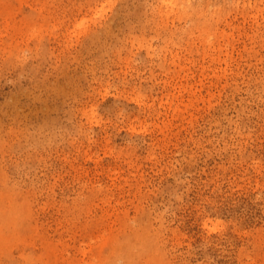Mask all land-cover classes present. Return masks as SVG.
<instances>
[{
  "label": "rangeland",
  "instance_id": "obj_1",
  "mask_svg": "<svg viewBox=\"0 0 264 264\" xmlns=\"http://www.w3.org/2000/svg\"><path fill=\"white\" fill-rule=\"evenodd\" d=\"M206 1L0 5V264H264V0Z\"/></svg>",
  "mask_w": 264,
  "mask_h": 264
},
{
  "label": "bare ground",
  "instance_id": "obj_2",
  "mask_svg": "<svg viewBox=\"0 0 264 264\" xmlns=\"http://www.w3.org/2000/svg\"><path fill=\"white\" fill-rule=\"evenodd\" d=\"M18 1H21V0H0V5H3L5 3V4H8L7 6H9V5L15 6L16 4H18V3H16ZM161 1L167 6V8H169L171 13L174 12L180 17L189 16L190 13L200 12L202 7L207 8V10H209V11L211 10V4L206 3L207 2L206 0H161ZM260 1L262 2V0H260ZM205 3H206V5H205ZM164 4L162 6H164ZM257 6H259L258 7L259 10H260V8H262V7H260L259 4ZM218 10H215L214 13H216ZM206 20L207 19H205V21ZM16 22H17L16 18H14V16H13L12 8L9 11H7V10L0 11V35L3 33V28L5 26H11L14 30L22 29V27L18 26L16 24ZM32 30H34V32H35L34 28ZM26 31L31 36V26ZM209 36H210V34H208L206 38H209ZM1 180L2 179H0V181ZM5 196H7V195H4V194L0 195V217H5V216L14 217L15 216V218L11 219L8 222V225L9 226L13 225L14 227H17L18 224L20 223V220H18V215L23 212L22 210H24L25 206L24 205H18V204L6 206L5 205L6 202L3 199V197H5ZM1 238L2 237H0V239ZM123 252L125 253V255L123 256L124 258H126V257L130 258L127 255V254H129V246L128 245L125 246ZM52 258H53L52 263H48V264H58L54 255L52 256ZM64 263L71 264V262L69 260H65ZM97 264H102V261H100V262L98 261Z\"/></svg>",
  "mask_w": 264,
  "mask_h": 264
}]
</instances>
